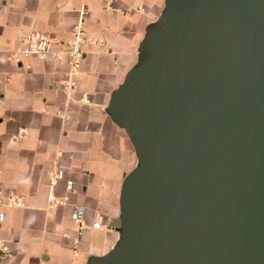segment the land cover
Wrapping results in <instances>:
<instances>
[{"label": "water", "instance_id": "water-1", "mask_svg": "<svg viewBox=\"0 0 264 264\" xmlns=\"http://www.w3.org/2000/svg\"><path fill=\"white\" fill-rule=\"evenodd\" d=\"M112 94L138 164L90 264H264V0H165Z\"/></svg>", "mask_w": 264, "mask_h": 264}, {"label": "crops", "instance_id": "crops-1", "mask_svg": "<svg viewBox=\"0 0 264 264\" xmlns=\"http://www.w3.org/2000/svg\"><path fill=\"white\" fill-rule=\"evenodd\" d=\"M107 1L0 0V188L20 194L25 204L3 209L0 239L10 249L5 264H90L119 240L113 225L121 214L120 192L138 161L110 99L146 58V34L165 0ZM79 18L104 43L83 46L78 76L68 79L65 62L26 58L18 64L10 58L24 33L65 39ZM55 169L74 185L67 190L59 182L50 203L48 176ZM78 207L84 212L81 234L72 218Z\"/></svg>", "mask_w": 264, "mask_h": 264}, {"label": "built area", "instance_id": "built-area-1", "mask_svg": "<svg viewBox=\"0 0 264 264\" xmlns=\"http://www.w3.org/2000/svg\"><path fill=\"white\" fill-rule=\"evenodd\" d=\"M112 0L107 1V5H110ZM86 43L102 44L104 40L102 38H94L85 30L82 18L74 24L70 35L65 39H60L57 41L52 40L46 34L31 30L24 33L18 40L17 46L11 51L10 58L15 60L18 64L22 63V59L35 58L38 60L51 59L58 62H65L67 64V76L70 80L78 76L82 72L83 62H84V51L83 46ZM23 67L28 70L30 69V64L23 63ZM69 86L74 85V81H70ZM85 103L89 102L86 94L82 96ZM61 181L65 182L67 190H72L74 182L65 178L64 171L61 169H55L49 172L48 176V188L49 195L48 199L50 203L54 202L53 189ZM55 203V202H54ZM24 201L20 194L16 192L6 193L0 188V222L4 218V208H21L24 207ZM83 208H75L72 212L73 220L78 224V234H81L83 230ZM93 227L98 228L100 222L96 221L92 224ZM80 242L79 238L73 240V253L77 254V246ZM10 249L8 245L0 239V264H5L3 262L4 258L9 256Z\"/></svg>", "mask_w": 264, "mask_h": 264}]
</instances>
